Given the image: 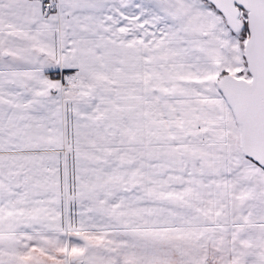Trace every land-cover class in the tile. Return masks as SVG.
I'll use <instances>...</instances> for the list:
<instances>
[{"label": "snow or ice", "instance_id": "obj_1", "mask_svg": "<svg viewBox=\"0 0 264 264\" xmlns=\"http://www.w3.org/2000/svg\"><path fill=\"white\" fill-rule=\"evenodd\" d=\"M0 264H264V0H0Z\"/></svg>", "mask_w": 264, "mask_h": 264}]
</instances>
